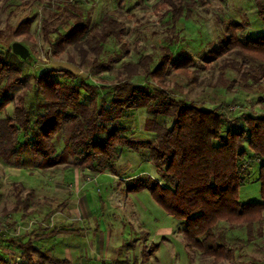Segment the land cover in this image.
Returning a JSON list of instances; mask_svg holds the SVG:
<instances>
[{"label": "rangeland", "instance_id": "374dc122", "mask_svg": "<svg viewBox=\"0 0 264 264\" xmlns=\"http://www.w3.org/2000/svg\"><path fill=\"white\" fill-rule=\"evenodd\" d=\"M174 2L180 5L179 0ZM171 9L173 6L166 4V0H0V56L7 57L14 42L28 47L32 55L29 62L20 58L18 70L10 67V72L0 80V90L7 84L12 86L8 92L12 102L0 113V118L12 117L15 106L23 98L38 103L40 96L34 93V77L52 68L71 69L85 76L87 83L99 90L92 96L82 90V95L89 100L92 97L99 104L104 98L106 104L117 84V71L125 63H136L151 55L154 69L165 54L164 48L171 43L172 62L192 57L196 63L188 76L175 71L169 74L164 91L170 96L208 109L233 112L241 107L244 109L238 110H243L244 116L264 114L263 74L256 71L255 81L247 79L230 68L236 60L234 55L215 58L213 53L222 46L227 28L235 23L245 26L237 32L240 39L264 34V21L259 19L255 1L207 0L206 4L198 3L192 8L191 20L175 23ZM27 19L32 22L30 31L19 34L17 28ZM86 19H91L95 32L102 30L107 19L116 20L123 28L120 39L112 37L107 41L98 60L86 46L80 50L74 46H65L62 51L55 48L59 35ZM56 78L63 86L80 85V79H66L61 74ZM16 80L22 85L13 86ZM133 83L144 84V80L134 78ZM150 85L145 83L153 93H160L152 88L155 85ZM132 116V120H127L132 130L126 135L131 140H142L148 135L144 128L148 116L144 110L135 111ZM159 122L172 124L165 117L159 118ZM69 137L68 132L58 134L54 140L57 154L64 149ZM141 152L149 153L148 150ZM127 154V150L124 151L120 164L116 165L118 172L121 171L119 175L111 171L94 173V169L83 166L74 157L69 158V164L75 168L61 166L46 171H41L38 162L26 168L23 158L16 165L0 160V221L12 232L4 238H14V228L18 232L23 228L18 236L26 241L33 232L40 236L55 228L105 226L104 220L107 225L101 231L109 237L113 235L112 240L119 248V256L113 261L108 259L109 264H134L135 261L139 264H264V220L251 227L235 229L226 222L219 225L216 230L223 242L236 248L232 260L216 263L213 258L188 247L179 228L185 225L183 220L169 215L149 190L128 192V184H119V180L125 179L122 182L128 183L138 176L141 179L158 177L154 165L142 161L140 154ZM257 174L258 164H254L246 183L239 188V198L244 203L261 200ZM32 189L36 195L30 203V215L23 219L22 212L13 214L17 195L25 198ZM162 229L166 233L160 234ZM89 235L93 239V235ZM78 242H84L83 236L70 234L47 237L36 245L62 259H67L68 251H64L68 249L71 261ZM0 258L7 260L5 264H31L23 252L3 241H0Z\"/></svg>", "mask_w": 264, "mask_h": 264}, {"label": "trees", "instance_id": "16d2710c", "mask_svg": "<svg viewBox=\"0 0 264 264\" xmlns=\"http://www.w3.org/2000/svg\"><path fill=\"white\" fill-rule=\"evenodd\" d=\"M254 1L259 19L264 21V0ZM198 3L206 4L207 0H179L178 6L174 0H166V4L173 6L169 12L174 23L191 20L192 8ZM106 21L97 32L92 29L91 19L73 25L59 35L55 48L62 51L65 46H74L80 50L86 46L98 60L107 41L112 37L120 39L123 32L116 20ZM31 25L29 19L22 22L17 28L19 34L29 32ZM244 27L242 23L228 27L222 46L213 53L215 58L234 55L236 60L230 68L255 81L256 71L264 76V34L240 39L237 32ZM170 46L172 43L164 48L165 54L154 69L151 55L136 63H125L117 71L114 94H110L106 104L104 98L99 104L92 97L89 100L82 95V90L91 96L99 90L88 84L85 76L66 68L42 71L34 77V93L40 96L39 102L23 98L15 106L12 117L0 118V160L16 165L23 158L26 166L38 162L41 171H46L61 166L75 168L69 164V158L74 157L100 174L117 173L121 154L126 150L128 154L137 152L142 161L154 165L158 177L138 176L130 180L127 191L149 190L169 215L183 220V236L188 247L216 263L232 260L236 248L223 242L216 230L219 225L226 222L235 229L264 220V114L244 116L243 110H238L244 109L241 107L235 108L237 112L208 109L170 96L164 91L169 74L175 71L188 76L196 63L192 57L172 62ZM9 50L7 57L0 56V80L11 68L18 70L17 66L21 65L20 57L12 53V48ZM60 74L66 79H80V85H61L56 78ZM134 78H143L144 84L135 85ZM19 80L13 86L22 85ZM145 83L155 85L152 88L160 93H153ZM11 88L7 84L0 90V113L12 102L8 96ZM138 110H144L148 116L144 127L148 135L142 140H131L126 135L132 130L127 120H132ZM161 117L170 119L171 126L161 124ZM63 132H68L70 137L57 154L54 140ZM144 150L149 153L142 154ZM254 164H258L256 176L261 200L244 203L239 198V188L246 183ZM34 196V191L25 198L17 195V204L11 212H22L26 219ZM76 232L81 231L55 228L40 236L33 232L26 241L19 236H3L0 241L23 252L31 264H71L43 251L36 243L43 238ZM5 262L6 259L0 258V264Z\"/></svg>", "mask_w": 264, "mask_h": 264}, {"label": "crops", "instance_id": "0c3cea01", "mask_svg": "<svg viewBox=\"0 0 264 264\" xmlns=\"http://www.w3.org/2000/svg\"><path fill=\"white\" fill-rule=\"evenodd\" d=\"M132 154L138 155L137 152L136 153H132ZM31 166H26V168H29ZM143 173H145V171H143ZM116 174L117 175L121 174V171L117 172ZM124 180H119V184L122 181H124ZM125 183L128 184L129 182L128 183L125 182ZM30 191H34V190L32 189ZM34 194L36 195L35 191H34ZM86 204H87V202H86ZM103 204H104V202H103ZM100 206H103V205H100ZM88 209L90 210V208H88ZM13 214H15V213H13ZM22 216H23V213H22ZM103 222L105 223V226H101L100 225V226H95V227L93 226L92 227V226L89 225L88 227L82 226V227H79V228H73L74 226H72V227H62V228H66V229H68V228L75 229V230H78V231L80 230L81 232L79 234L77 232L74 233V234H77L79 236L82 235L83 238H84V242H78V243H76L74 245V248H76L77 250H74L75 253L73 254L74 256H72L73 260L70 261L71 264H90V263L91 264H93V263L94 264H107L106 262H107L108 259L112 260L118 255L117 251L119 250V248L117 247V245H115V242H113V240H112V236L113 235L112 236L110 235V237H109V235H106L104 232L101 231V228L105 229V227L107 225L106 221L103 220ZM86 225H87V222H86ZM184 227H185V225H183V227L182 226L179 227L180 231H183ZM109 229L110 228L108 227V230ZM86 231H88V232H86ZM89 233H91L93 235V239H91V236L89 235ZM159 233L160 234H164V233H166V231H165V229H162L161 231H159ZM109 234H111V232ZM66 235H70V234H66ZM135 247L136 246H134V248ZM71 250L73 251V249H71ZM67 251H68V253H67ZM64 252H66L68 254V257H67L66 261H69V250L67 249ZM56 258H59V257H56ZM59 259H62V258H59ZM123 263L126 264L125 262H123ZM108 264H109V260H108ZM129 264H132V263H129ZM134 264H139V263H137L135 261Z\"/></svg>", "mask_w": 264, "mask_h": 264}, {"label": "water", "instance_id": "95a60500", "mask_svg": "<svg viewBox=\"0 0 264 264\" xmlns=\"http://www.w3.org/2000/svg\"><path fill=\"white\" fill-rule=\"evenodd\" d=\"M12 51L14 55L19 56L23 60H32V55L29 48L20 42H14L12 44Z\"/></svg>", "mask_w": 264, "mask_h": 264}, {"label": "built area", "instance_id": "2783aa9c", "mask_svg": "<svg viewBox=\"0 0 264 264\" xmlns=\"http://www.w3.org/2000/svg\"><path fill=\"white\" fill-rule=\"evenodd\" d=\"M6 224V223H5ZM2 224L1 223V221H0V238L2 237V236H4V235H7V233H12L11 231H9L10 229L8 228V225L6 224ZM23 228L22 227H20V231L18 232V231H16V228H14L13 230L15 231L14 233H15V237L16 236H18L20 233H21V230H22ZM24 229H26V228H24Z\"/></svg>", "mask_w": 264, "mask_h": 264}]
</instances>
